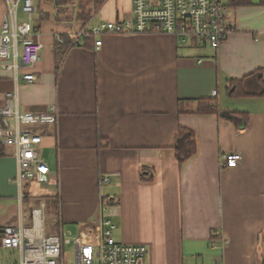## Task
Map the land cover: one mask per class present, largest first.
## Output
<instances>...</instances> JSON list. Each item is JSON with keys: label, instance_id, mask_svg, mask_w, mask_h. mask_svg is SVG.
Wrapping results in <instances>:
<instances>
[{"label": "crops", "instance_id": "0c3cea01", "mask_svg": "<svg viewBox=\"0 0 264 264\" xmlns=\"http://www.w3.org/2000/svg\"><path fill=\"white\" fill-rule=\"evenodd\" d=\"M257 1L230 6L226 0L232 31L217 50L164 33L104 34L98 49V36L90 46L81 37L56 65L55 43L72 38L84 22L74 6L33 0L40 59L31 67L19 61L16 83L3 67L10 58L0 60V106L16 89L21 113L55 108L52 133L39 148L52 173L45 184L19 189L13 149L5 147L0 229L30 222L26 192L56 198L57 222L72 235L79 229L100 238L101 220L110 218L116 240L147 246L141 264H264V95L226 90L230 79L257 69L264 78V5ZM130 9L131 0H104L87 21L124 18ZM5 12L0 0V25ZM26 72L36 79L23 80ZM256 78L248 83L256 85ZM212 98L219 110L247 113L246 123L196 111L199 100ZM180 127L196 139L195 152L181 163L174 149ZM232 152L241 155L238 165L219 166L220 155Z\"/></svg>", "mask_w": 264, "mask_h": 264}, {"label": "built area", "instance_id": "2783aa9c", "mask_svg": "<svg viewBox=\"0 0 264 264\" xmlns=\"http://www.w3.org/2000/svg\"><path fill=\"white\" fill-rule=\"evenodd\" d=\"M6 12L0 25V60L3 67L13 71L15 83L19 78V65L31 67L40 59L42 44L33 39V0H4ZM226 0H131L130 15L116 20L90 25L84 22L72 36L71 45L80 44L81 37L91 33L98 36L93 48L101 46L104 34L164 33L175 36L179 42L192 40L196 44L217 50L232 31L226 22ZM19 12L25 15L20 19ZM20 61V64H19ZM21 78L28 82L36 79L26 72ZM216 91H213V95ZM53 106L46 113H21L18 110L17 90L5 94L0 106V143L12 147L16 162L14 181L21 189L26 182L45 184L52 170L42 159L39 148L42 135L33 127L56 121ZM241 160L237 152L223 153L219 166L236 167ZM101 181L107 183L108 176ZM44 204L32 207L29 224H7L2 227L0 246L14 249L18 254L15 264H67L64 246L73 241L74 264H141L148 252L143 244H127L114 237V222L104 218L100 223V238L96 244L83 243L72 232L57 222L54 232L44 227ZM220 236L219 232L214 233ZM204 264V263H200ZM212 264H223L214 261Z\"/></svg>", "mask_w": 264, "mask_h": 264}, {"label": "trees", "instance_id": "16d2710c", "mask_svg": "<svg viewBox=\"0 0 264 264\" xmlns=\"http://www.w3.org/2000/svg\"><path fill=\"white\" fill-rule=\"evenodd\" d=\"M58 1L57 5L63 3V5L74 6L77 11L76 15L77 18L82 19L83 22H87L88 18L92 15L93 12L101 5L104 0H85V3H80L79 0H56ZM228 4L230 6H239V5H251L254 4L253 0H228ZM256 4L264 5V0H258ZM92 34L88 33L82 39L83 45L90 46L92 42ZM72 38L70 36H62V42L59 43L58 41L54 45L55 56H56V65L61 62L63 55L65 54L69 45H71ZM257 77V84L248 83V79ZM226 90L229 92L230 96H261L264 95V78L263 72L261 69H257L252 71L251 73L245 75L241 79H230L227 83ZM198 113H217L219 116L232 121L236 126L239 123L245 124L247 121V113L243 112H236V111H228V110H219L217 102L215 98L212 99H202L198 102V108L196 110ZM52 124L46 123L42 124L38 127H33L34 131L39 132L42 137L50 135L52 132ZM5 147L3 144L0 143V156L5 155ZM176 158L181 163L189 156H191L196 150V139L195 134L187 128L180 127L178 134L175 139L174 145ZM141 178H144L141 175ZM150 179V178H148ZM24 187V186H23ZM41 202H44L46 205L49 204H56L57 199L51 197H42L36 198L29 196L26 192L22 193V204H23V211L27 214V219L30 220V212L32 207L39 206ZM32 204L28 207V204ZM29 214V215H28ZM29 224V223H27ZM26 224V225H27ZM57 226V221H56ZM54 225V227H56ZM0 229V238H1Z\"/></svg>", "mask_w": 264, "mask_h": 264}, {"label": "rangeland", "instance_id": "374dc122", "mask_svg": "<svg viewBox=\"0 0 264 264\" xmlns=\"http://www.w3.org/2000/svg\"><path fill=\"white\" fill-rule=\"evenodd\" d=\"M80 3H85V0H79ZM87 2V0H86ZM46 154L49 153V151L45 152ZM45 154L44 158L47 160L49 164H53L54 158L51 156H47ZM44 214V227L47 233H51L55 231L54 225L56 226V221L58 217V205L55 204H49L47 203L46 208L43 209ZM98 232H92L90 234L84 233L83 231H80L79 229L76 231V234H73L74 237L78 236L82 240L83 243H89V244H96L99 240L92 239L90 236L94 234L97 235ZM89 239H88V238ZM64 253H65V260L67 264H74L75 262V254H74V245L73 241H71L70 244L64 246ZM18 261V254L16 250L14 249H7V248H0V264H15Z\"/></svg>", "mask_w": 264, "mask_h": 264}]
</instances>
